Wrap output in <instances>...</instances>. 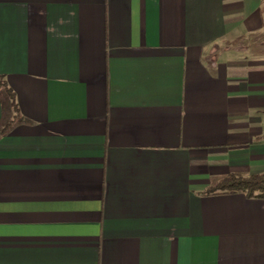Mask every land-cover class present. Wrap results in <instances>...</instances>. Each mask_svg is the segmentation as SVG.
I'll list each match as a JSON object with an SVG mask.
<instances>
[{"label":"crops","instance_id":"obj_1","mask_svg":"<svg viewBox=\"0 0 264 264\" xmlns=\"http://www.w3.org/2000/svg\"><path fill=\"white\" fill-rule=\"evenodd\" d=\"M0 264H264V0H0Z\"/></svg>","mask_w":264,"mask_h":264},{"label":"trees","instance_id":"obj_2","mask_svg":"<svg viewBox=\"0 0 264 264\" xmlns=\"http://www.w3.org/2000/svg\"><path fill=\"white\" fill-rule=\"evenodd\" d=\"M6 94V102L16 111L14 93L0 82ZM241 193L249 198L264 199V172L248 174L245 172H231L211 179L204 194Z\"/></svg>","mask_w":264,"mask_h":264}]
</instances>
